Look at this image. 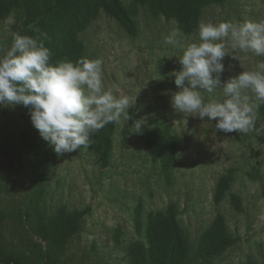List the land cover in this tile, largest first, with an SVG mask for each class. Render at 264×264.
Wrapping results in <instances>:
<instances>
[{
	"label": "rangeland",
	"instance_id": "rangeland-1",
	"mask_svg": "<svg viewBox=\"0 0 264 264\" xmlns=\"http://www.w3.org/2000/svg\"><path fill=\"white\" fill-rule=\"evenodd\" d=\"M118 2L120 8L113 0L67 6L40 20L37 33H20L19 11L0 12V47L20 34L39 38L53 63L99 59L106 90L137 96L128 122L112 123L111 133L106 125L87 149L64 155L39 136L27 108L0 107L1 249L30 256L50 250L67 264H129L144 252L151 262L169 212L193 247L221 236L223 224L231 242L206 264H264V105L247 134L215 132L175 112L170 97L180 89L171 73L181 68L173 56L180 49L165 43L174 29L191 36L201 22L264 19V0ZM194 13L186 30L183 17ZM232 54L240 60L225 56L221 86L264 60ZM158 130L171 136L169 170L168 149L148 145ZM101 132L109 135L104 146ZM70 217L72 235L62 241L58 230Z\"/></svg>",
	"mask_w": 264,
	"mask_h": 264
},
{
	"label": "clouds",
	"instance_id": "clouds-1",
	"mask_svg": "<svg viewBox=\"0 0 264 264\" xmlns=\"http://www.w3.org/2000/svg\"><path fill=\"white\" fill-rule=\"evenodd\" d=\"M165 43L180 49L173 56L181 68L171 73L180 89L170 97L175 112L210 123L215 132L254 131L257 112L264 105V60L223 86L220 75L226 55L240 60L234 50L264 57V19L201 22L191 36L174 29ZM51 55L39 38L27 35L15 34L10 46L0 47V107L27 108L31 124L57 155L87 149L91 137L106 125L131 119L137 96L117 97L106 90L102 61L53 63ZM143 123L134 121V132Z\"/></svg>",
	"mask_w": 264,
	"mask_h": 264
},
{
	"label": "trees",
	"instance_id": "trees-1",
	"mask_svg": "<svg viewBox=\"0 0 264 264\" xmlns=\"http://www.w3.org/2000/svg\"><path fill=\"white\" fill-rule=\"evenodd\" d=\"M85 0H0V12L19 11L22 14V19L19 24L20 33H30L33 28L37 29V23L51 15H55L67 6L81 4ZM116 5L120 4L118 0H113ZM169 7L161 1L159 3V11L166 17L170 16ZM194 12V11H193ZM196 23V14L188 21V17L184 16L182 24L186 30L189 29L188 23ZM112 123L108 124L107 132L111 133ZM108 134H98V138L103 140L102 146L108 141ZM170 134L167 130H158L155 137L149 140L148 145L152 149L157 146L161 150L167 148L168 160L166 168L171 161V141ZM168 226L165 227L159 237V241L153 245V253L151 262L146 258L144 252H140L137 256L131 257L129 264H206L209 259L218 254L222 249L227 247L231 238L225 232L223 224H218L217 229L222 233L221 236L211 238L208 242H200L197 247H193L189 241L186 232L178 224L171 213H167ZM71 217L63 220V229L58 230L60 240L69 238L72 233ZM69 230V231H68ZM156 238H153L154 243ZM0 264H67L65 261L57 259L53 256L52 251L47 250L40 252L38 255L30 256L24 252H6L0 246Z\"/></svg>",
	"mask_w": 264,
	"mask_h": 264
}]
</instances>
